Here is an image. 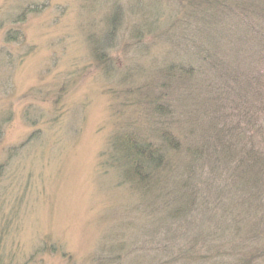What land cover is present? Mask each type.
I'll use <instances>...</instances> for the list:
<instances>
[{"label": "rangeland", "instance_id": "rangeland-1", "mask_svg": "<svg viewBox=\"0 0 264 264\" xmlns=\"http://www.w3.org/2000/svg\"><path fill=\"white\" fill-rule=\"evenodd\" d=\"M259 2L0 0V264H264V209L247 208L234 189L214 191L213 173L198 169L202 198L182 221L167 223L174 195L156 183L157 196L146 201L125 182L111 145L131 131L158 141L169 130L178 151L168 153L160 184L183 185L185 151L200 140L207 144L202 134L210 137L211 125L227 130L223 121L239 115L220 103L223 89L192 88L198 79L189 89L176 78L178 67H198L188 62L189 50L198 30L228 14L218 7L226 3L247 4L253 29L225 21L220 32L232 34L235 47L228 50L235 56L213 59L253 78L249 100L260 117L264 57L237 47L264 28ZM221 67L222 74H207L211 83L223 80ZM157 107L169 112L159 117ZM208 143L218 155L213 172L235 178L223 163L228 153L246 151V141Z\"/></svg>", "mask_w": 264, "mask_h": 264}, {"label": "trees", "instance_id": "trees-1", "mask_svg": "<svg viewBox=\"0 0 264 264\" xmlns=\"http://www.w3.org/2000/svg\"><path fill=\"white\" fill-rule=\"evenodd\" d=\"M259 3L263 4L262 8H264V0H260ZM246 5L244 9L243 7L235 9V7H233L231 4L227 3L222 4V6L218 5V7L223 8L225 13L228 14H224L225 17L224 19L220 20V26L216 24L218 22L215 21V23L214 21L212 22L208 20L209 22H212L210 24L211 29L208 27L207 31L198 30L199 32L195 37L197 38L194 42L195 45L193 49L191 48L189 50L191 57L188 62L191 63L194 60L195 63H198V67L194 71L192 67H178L176 78L186 83L189 86L187 88L190 89L192 85L196 84L195 80L198 79L197 84L192 88L223 89V93L218 94V96L220 95V98L222 99L220 103H225L227 108L236 111L239 114L237 115L231 113L227 116L226 120L223 121L228 123L229 128L227 130L224 128V125H226L224 123L222 124V129L220 128V125H211V136L209 137L202 134L204 137H206L205 139L207 140L205 142H207V144L202 143L203 141L200 140V145H193L191 148L185 151L187 153V159H190V165H188V168H186L184 165H181L179 172L181 177L184 178L182 182L183 185H180L178 188L174 185L168 187L165 181L163 182L165 185L160 184L164 177L162 171H165V169H167L169 166L168 161L170 158L168 157V153L172 150L178 151L176 139L171 136L169 130H166L167 132L165 130L161 131L162 135L161 137L159 135L160 139L158 141H151L150 138H145L139 135L138 132L134 131H131L127 134L118 135L116 136V139L112 140L111 145H114V150L118 155L116 160L118 163H120L121 160V166L123 168L122 171H124V180L127 184H129V186L143 191L141 195L144 199H146V201H148V197L150 196H157L154 194V189H156L157 186L159 188H164L165 192H167L166 195H174L175 199L171 205H175V208L167 210L169 213H165V220H167V223L172 221L170 224H174L175 221L177 223L182 221L183 218L188 216L187 212L191 210V206L196 204L197 199L199 197L200 199L202 198L201 190H204V188L197 186L198 181L195 177L196 171L198 169L202 171L204 169H208L209 172L207 170L206 171L210 175L213 173L214 182L217 186V188L213 189L214 191L218 190L220 193L222 189L223 193H228L227 191L229 189H234L235 192L241 194L239 196V201L243 202V204H248L247 208H249V206L250 208L255 206L259 210L260 207L264 209V110L263 112L260 110L261 116L257 118L256 115H258V112H256L257 110L254 109L258 107L257 102L254 100H249V97L252 96L251 89L254 86L253 78H243L242 74H240L238 77V74L235 72L236 69L232 65H230L226 70L224 61H222L224 63L225 71L223 80L211 83L208 78L210 76H207V74H222V62L217 63V61L213 59L214 56H222V60H224L228 55H233L230 53L231 50H228V47H235L233 45L234 43L229 42L231 40L230 37H233L232 34L220 32L223 31L222 28L224 26L223 24H225V21H234L237 19L238 21L242 22L241 24L244 28L253 29L247 23V18L245 15L247 10ZM259 7L260 6L258 5V8ZM257 15L260 16L259 14ZM248 18L251 19L249 16ZM260 18L264 20L263 13L262 17ZM214 30H216V32ZM261 30L262 31L254 35V39L245 40V42L238 41V52L241 53L244 50L243 46H247V50H249L250 55H256L255 53H260V55L264 57V28H261ZM204 63L206 66L204 65V68L200 69L199 67ZM232 63H234V61H232ZM236 63L238 64V62ZM218 65H220V67H218ZM221 83L224 84L222 87ZM255 92L257 97V89ZM151 98H155V102H157L159 99V97L150 96L148 100H152ZM258 100L260 103L261 100ZM155 112L157 115H159V117H165L164 115H167L166 113L169 112V109L165 108V110H163L157 107L155 108ZM232 119H236V122L233 123L231 121ZM165 120L167 121V119ZM212 121L216 123V121H219V119L214 115ZM238 127L244 128L241 133L238 132V130L237 132L233 131V129H238ZM249 130H253V135H255V138L257 136H261L262 142L260 143V137L255 141V138L251 136L252 134H249ZM155 133L158 132L152 131L151 136L154 135V137H157ZM233 134L238 136L237 140L239 142L235 143L232 137H230ZM225 135H229V137H224ZM218 137H220L223 143L227 144V146L230 142L234 146L239 147L240 140L242 141L243 139L246 141V143L241 146V149L245 148L246 151L241 152V154L239 152L233 151L228 153L224 160L225 163H223V166H226V174L228 175L231 173V175H234L236 179L232 176H229L228 178L226 175H224V173L218 172L217 170L213 172L218 163L216 157L218 155L210 153L207 145H210L208 141L218 140ZM201 139L204 140L202 137ZM214 144L216 147L217 144L219 146L222 145V143L218 142H214ZM260 146L262 147L260 148ZM227 149L222 151H226ZM258 156L261 157V160H259L260 157L258 158ZM207 166H209V168ZM221 181H223V183H221ZM156 183L157 186L155 185ZM173 187H175V190ZM177 188L182 193L177 194ZM146 195H148V197ZM207 205L208 203H205L202 206L207 207ZM255 211L258 212V210ZM199 212H201V210H199ZM261 215L263 217L262 221H264V212ZM244 217V221L247 223L246 225H249V219H247L246 216Z\"/></svg>", "mask_w": 264, "mask_h": 264}]
</instances>
